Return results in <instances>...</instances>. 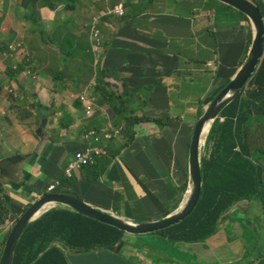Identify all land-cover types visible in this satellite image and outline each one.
I'll use <instances>...</instances> for the list:
<instances>
[{
    "label": "crops",
    "instance_id": "0c3cea01",
    "mask_svg": "<svg viewBox=\"0 0 264 264\" xmlns=\"http://www.w3.org/2000/svg\"><path fill=\"white\" fill-rule=\"evenodd\" d=\"M119 3L125 5L126 16L107 15ZM170 9L187 14L173 15ZM192 11H196V0H0V198L11 207L14 222L26 206L24 196L40 197L64 174L71 157L82 147L87 127L103 128L108 122L125 126L134 122V116L171 119L172 123L162 129L153 122L134 126L130 151L125 133L111 142L108 156L101 158L113 159L107 175L90 181L84 169L76 174L73 187L79 189L75 191L80 190L83 199L97 207L132 221L163 220L182 207L190 167L179 165L172 141L184 130L192 137L195 129L191 124L185 129L182 111L187 113L189 99L208 83L207 72L225 83L236 77L247 59L249 42L248 30L242 40L230 25H218L214 28L216 55L208 28L210 19L203 18L211 12H203L193 20L187 17ZM95 18L102 53L93 51L89 27ZM241 25L246 26L243 17ZM61 49L65 53L62 58ZM103 55L104 67L117 73L115 79L110 80L105 73L98 76ZM207 60L221 63L216 76L206 66ZM25 61H29L28 66ZM195 63L199 67H193ZM15 72L19 76L13 78ZM98 77L105 92L96 86ZM184 80L188 87L168 88ZM131 83L133 89H129ZM112 86L118 91L119 106L135 108L134 112L127 110L121 116L116 113L112 99L107 101L105 97L106 92L113 93ZM128 92L135 94L127 96ZM84 94L95 104L91 117L80 103ZM63 122L68 126H60ZM250 143L264 160L262 142L256 138L253 145L250 137ZM127 188L135 197L131 203L125 202L121 214L112 197L120 190L128 193ZM125 199L129 200L126 195ZM141 205L147 213L135 216L142 213ZM263 207L260 201L240 204L207 246L200 245V255L212 258L211 253L207 255L211 248L217 252L214 259H233L230 253L239 248L243 259L258 262L264 251ZM254 221L261 223L262 229L258 232L252 228L256 244L249 247L250 238L244 231L247 222ZM229 228L234 232L228 233ZM9 230L0 228V252ZM160 239L126 235L124 260L129 264L165 263L162 259L177 251L172 250L175 245L168 248ZM182 251L187 260L192 250L183 247Z\"/></svg>",
    "mask_w": 264,
    "mask_h": 264
},
{
    "label": "trees",
    "instance_id": "16d2710c",
    "mask_svg": "<svg viewBox=\"0 0 264 264\" xmlns=\"http://www.w3.org/2000/svg\"><path fill=\"white\" fill-rule=\"evenodd\" d=\"M252 1L260 7L264 16V0ZM181 5L184 6L183 4ZM223 5L233 9L228 5ZM207 11L210 10L204 5L199 8L198 1L196 0V11H192L187 17L196 20L199 13L202 14ZM243 16L245 20H249L244 14ZM89 31L91 39L95 40V44H97L101 38V32L98 30L99 37H95L94 28L89 27ZM209 33L213 38L212 47L217 55L216 32L210 28ZM253 35L252 30L251 40H253ZM10 49L16 50L13 46H10ZM61 50L64 55V50ZM99 52L100 49L97 53ZM104 59L105 56H101V61L98 65L100 68L98 76L105 73L110 80L115 79L117 73L112 69L104 67ZM199 63H203V61H199ZM28 65L29 61H25V66ZM17 76L19 74L16 72L12 75L13 78ZM100 81L98 77L96 86L105 92L106 88L100 86ZM227 83L228 86L231 82L228 81ZM227 86L219 90L208 101L209 104ZM111 89L113 93L106 92L105 97L107 101H111L112 99L113 106L118 115L121 116L127 110L133 112L136 110L135 108H121L117 101V89L114 86ZM150 89L152 90L151 86ZM150 92L148 97L152 98V93ZM134 94L133 92H128L127 96ZM131 120L134 122L124 126V133L130 140H133L135 136L133 127L139 123L153 122L159 129L172 123L171 119H169L170 121H163L162 119L141 118L137 116H134ZM61 125L64 127L68 126L64 122ZM256 125L264 126V62L245 95L237 98L225 109L221 115V119L215 123L211 131L205 154L202 157L201 165L204 187L197 208L182 223L153 234L161 237V241L165 240L168 248L172 244H194L205 242L214 237L220 231V226L223 223L222 220L225 221L227 218L225 215L243 200L261 201L264 203V167L262 165L264 160L262 159V155H257L254 151L255 147L251 145L249 136L250 129ZM115 126H119V124H115ZM87 129L88 127L84 130V133ZM109 165L108 160L102 159L99 160L97 165L86 167L85 169L89 173L91 171L94 173L93 179H98L102 174L105 175L107 173L106 169ZM58 180L60 181V185L56 187L54 192V194L58 195H63V193L65 195L76 184L75 179L68 180L64 174L59 176ZM188 187L189 183L186 191ZM48 194L46 191L44 196ZM117 194L119 197L122 196V199H124L125 195L129 198V194H124L123 190L118 191ZM133 194L135 197L134 192ZM5 201L3 198H0V228L5 225L6 227L10 226L7 222L9 220L8 217L11 216L12 209ZM30 207L28 205L18 219ZM10 232L5 239L4 247ZM125 237L126 234L116 228L101 224L65 209H57L47 213L25 230L18 243L13 264H129L122 256L125 246L119 254L113 253ZM2 253L3 251L1 250L0 259ZM258 264H264V257L260 259Z\"/></svg>",
    "mask_w": 264,
    "mask_h": 264
},
{
    "label": "water",
    "instance_id": "95a60500",
    "mask_svg": "<svg viewBox=\"0 0 264 264\" xmlns=\"http://www.w3.org/2000/svg\"><path fill=\"white\" fill-rule=\"evenodd\" d=\"M217 1L245 14L250 19L253 28H255L254 47L247 62L240 69L236 77L213 103L208 106L205 115L197 123L191 146L190 184L184 205L167 219L143 223L126 219L72 195H48L35 202L12 228L1 256L0 264H13L18 243L25 230L53 210L65 209L71 211L101 224L116 228L130 236H143L167 230L180 224L194 212L203 193L202 150L206 146L209 134L206 137L204 146H202V139L207 125L212 123L211 130L209 131L211 133L215 123L221 119V115L225 109L245 92V89H247L254 76L258 73L264 60V16L260 7L252 0ZM11 181L14 183V178ZM188 196L190 197L188 198ZM49 205L51 207L41 215L43 209ZM123 247L124 244L121 243L115 248L113 253L119 254Z\"/></svg>",
    "mask_w": 264,
    "mask_h": 264
},
{
    "label": "rangeland",
    "instance_id": "374dc122",
    "mask_svg": "<svg viewBox=\"0 0 264 264\" xmlns=\"http://www.w3.org/2000/svg\"><path fill=\"white\" fill-rule=\"evenodd\" d=\"M197 1H198V7L199 8L203 7V5H204L211 12L210 14L208 13L203 17L206 20L210 19V24H209L208 28H211L214 30V28H216V26H218V25L224 26V25L228 24L233 29L236 30V36H240L241 39L244 40L245 30L242 29V26H241V17L243 16L242 13H240L237 10H233L231 8H228L218 1H214V0H197ZM170 12L173 15L176 14V15L186 16V14H187L185 11L180 12V11L171 10V9H170ZM198 15H200V13ZM169 18H174V17H169ZM248 25H249L248 31H249V35H250V37H249V43H250L253 25L250 21H249ZM60 55L62 58L63 54L60 53ZM242 57H243V52H241V58ZM247 60H248V57H247ZM247 60L244 61V64L247 62ZM52 62L55 63V60L52 59ZM205 64L210 69L212 75H213V72H215V70L220 68V66H221V63L217 62L216 60H207ZM195 66L199 67L196 63L193 67H195ZM72 71H73V67H72ZM207 74H208V80H206V82L208 81V83H204L198 89V91L196 93V97L189 99V108L186 111L187 113H184L182 111L183 120L181 118L179 121L182 120V123L186 124L184 126L185 129H186L187 124L195 125V129H196L197 123L199 121V117L205 115V112L207 110V108L205 109V107L210 106L213 103L212 102L211 104H209L208 101L211 98H213L219 92V90H221L222 88H224L228 84V83H225L226 80L216 81L215 77L211 78V76H209L210 72H207ZM63 78H64V76L62 75V79ZM229 80H231L230 82L233 81V79H229ZM131 84L132 85H130L129 89H131V88L133 89V87L135 86L133 83H131ZM197 85H199V84L197 83ZM180 87L181 88L188 87V81L184 80L182 83H178L177 81H175L172 84H170L168 88H170L171 90H177ZM145 93H146V91L143 92V95ZM141 118H144V117H141ZM98 128L101 129L102 127L98 126ZM195 129H194V132H195ZM194 132H193V134H194ZM249 136L252 137V144L253 145L256 144L255 139L257 138L258 141L262 142V147H264V127L261 128V126L256 125L255 127L250 129ZM117 139H118L117 137H114L112 142L117 140ZM192 139H193V135H192V137L190 134L187 135V130H184L183 132H180V134L178 135V137L175 140L172 141L173 147L176 150L177 155H178L177 160L179 161V165L180 166L183 165V168H185V169H187V168L189 169V167H190L189 161H190V156H191ZM124 141L125 140H123V142ZM132 144H133V141H131L130 139H128L126 141V146L128 148V151L131 150ZM205 147L203 148L202 153L205 152ZM113 148H114L113 146H110L111 150ZM108 162H110V164H111L113 162V159L110 157V160H108ZM262 165L264 167V163H262ZM84 171H85V176L87 177V179L91 181V179H93V177H94V173L92 171H91V173H89L88 171H86V169ZM74 178H75V173H73V179ZM47 189H48V187H46L43 190V194L38 198L24 196L23 200L25 201V204H26V206L24 207V210L27 208L28 205L32 206L35 202H37L39 199H41L42 196H44V194L46 193ZM75 189H79V187H72V190H70L71 193H73L80 200H84L83 199L84 198L83 193L80 190L75 191ZM127 190H128V194H129V200H127V199L123 200L122 196L119 197L118 194H116L114 197H112L115 207L118 208V210L120 211L121 214L123 213V207L122 206L125 204V202L129 201V203H131L134 199V194H133L131 188H127ZM70 191H68L66 194L72 195L70 193ZM157 195L160 196L159 194H157ZM141 210H142L141 214L137 213L134 215L140 216L142 214L147 213V211H145V207L142 205H141ZM260 211L262 213L261 217L264 218V207L262 209H260ZM128 213H131V212L129 211ZM236 216L240 217V214H237ZM8 218H9V220H8L7 224L8 223L13 224L14 220H15L14 216H9ZM254 227L257 228L258 232H260V230L262 229L261 223H255V221H254V224L252 222H247V224L245 226L244 234H245L246 238H250V240L248 241L249 247H252L256 244L254 232L252 230V228H254ZM231 232H234V230H232V228H229L228 233H231ZM149 235H151V234H149ZM149 235H143V236L145 237V236H149ZM151 236L159 237L158 235H151ZM122 243L128 244L127 240H125V239L123 240ZM4 248L5 247H3L2 251L4 250ZM215 248H217V247H215ZM172 250L177 251V254L173 253V254L169 255V253H168L166 255V257L162 259V262H165V263H160V264H246V263L250 262V258L243 259L239 248L230 253V256H232V258L233 257L234 258L233 259H227V260L226 259L224 260L222 257H220L217 260L214 259L215 257H217V252H216V250L211 249V248L207 252V255L209 253H211V255L213 256L212 258L208 259L207 256L202 257L194 249L192 252H190L189 256L187 257L188 261L185 259L184 255H183V251H182L183 250V244L182 243L176 244ZM172 250L170 252H172ZM146 254L149 255L148 252Z\"/></svg>",
    "mask_w": 264,
    "mask_h": 264
},
{
    "label": "built area",
    "instance_id": "2783aa9c",
    "mask_svg": "<svg viewBox=\"0 0 264 264\" xmlns=\"http://www.w3.org/2000/svg\"><path fill=\"white\" fill-rule=\"evenodd\" d=\"M114 14L122 16L124 14V7L122 4L116 6ZM94 36L99 37V31L94 29ZM99 41L95 46V50L99 49ZM12 92V91H11ZM80 101L84 104L86 108L87 115L91 116L94 112V107L89 97L84 94L80 97ZM122 127H116L112 124L98 131L97 129H89L85 132L83 139L84 142L80 150H78L68 162L67 166L64 168V176L66 179L70 180L73 178V173L75 176L77 173L83 170V168L88 166L97 165L101 158L108 156V146L112 142L114 137H119L122 134ZM60 185V181H55L48 188V192L52 193L55 191L56 187Z\"/></svg>",
    "mask_w": 264,
    "mask_h": 264
},
{
    "label": "clouds",
    "instance_id": "9594fccd",
    "mask_svg": "<svg viewBox=\"0 0 264 264\" xmlns=\"http://www.w3.org/2000/svg\"><path fill=\"white\" fill-rule=\"evenodd\" d=\"M221 3V2H220ZM120 4H122V3H119V4H117L116 6H118V5H120ZM123 5V7H124V14L122 15V16H118V15H116V14H114V10H115V8H116V6L115 7H113L111 10H109L108 12H107V15H114L115 17H117V18H123V17H125L126 16V14H127V12H126V8H125V5L124 4H122ZM226 5V4H225ZM234 9V8H233ZM245 15V14H244ZM246 16V15H245ZM247 17V16H246ZM248 18V17H247ZM246 21V26H242V29H244V30H248V23H249V21H250V19L249 20H245ZM248 22V23H247ZM251 22V21H250ZM91 27L92 28H94V29H98L99 30V28H98V20L95 18L93 21H92V23H91ZM252 30H253V41L250 39V43L248 42V47H247V57L249 58V56H250V54H251V51H252V49H253V47H254V37H255V33H254V30H255V28H252ZM100 31V30H99ZM250 37V35L248 34V38ZM97 41V40H96ZM99 43H100V45H99V49H100V52L102 53V39L100 38L99 40ZM93 44H94V46H93V51L95 52V53H97L98 52V50H95V46L97 45V44H95V40H93ZM252 46V47H251ZM249 49H250V52H249ZM247 60V59H246ZM263 62H264V60H263ZM263 62H262V64H263ZM262 64H261V66H262ZM241 66V68L244 66V63L242 64V65H240ZM240 68V69H241ZM240 69H239V71H240ZM218 70H219V68L218 69H216L215 70V72H213V76H216L217 75V73H218ZM258 74V73H257ZM256 74V75H257ZM255 75V76H256ZM255 76H254V78H255ZM253 78V79H254ZM234 79V78H233ZM231 81V80H230ZM253 81V80H252ZM251 81V82H252ZM251 84V83H250ZM250 84L248 85V87H247V89H245V92L242 94V95H245V93H246V91L249 89V86H250ZM90 100V99H89ZM91 101V100H90ZM80 103H81V105L83 106V108L86 110V108H85V106H84V104L80 101ZM91 103L93 104V107L95 108V104L91 101ZM206 108H208V106L206 107ZM94 113V112H93ZM87 114V113H86ZM93 115V114H92ZM91 115V116H92ZM87 116H89V115H87ZM91 116H89V117H91ZM224 120V119H223ZM112 124L111 122H108L107 123V125L108 124ZM113 125V124H112ZM115 126V125H114ZM107 127V126H106ZM106 127H103V128H94V127H90L89 129H97L98 131H101V130H103V129H105ZM116 127H122V129H123V131H122V134H121V136L124 134V125H120L119 124V126H116ZM89 129H87V131L89 130ZM195 133V132H194ZM85 134V133H84ZM210 134L211 133H209V136H210ZM121 136H119V137H117V138H120ZM193 137H194V135H193ZM208 139H209V137H208ZM192 141H193V139H192ZM111 143V142H110ZM109 143V144H110ZM207 143H208V140H207ZM207 143H206V147H207ZM192 144V143H191ZM206 147H205V151H206ZM108 151H109V146H108ZM109 154V153H108ZM203 154H205V152L203 153ZM109 159V158H108ZM99 162V161H98ZM98 164V163H97ZM88 167H91V166H88ZM86 168V167H85ZM85 168H83V170L85 169ZM191 176V175H190ZM75 178H76V176H75ZM74 178V179H75ZM73 179V178H72ZM72 179H70V180H72ZM77 182V181H76ZM189 184H190V179H189ZM188 185V184H187ZM50 186V185H49ZM203 187H204V183H203ZM49 188V187H48ZM186 188H187V186L186 187H184V192H187L186 191ZM188 189H189V187H188ZM47 191V193H49L48 192V189L46 190ZM55 192V191H54ZM54 192H52V193H49L50 195H53L54 194ZM48 194V195H49ZM203 194V193H202ZM47 195V196H48ZM58 195V194H57ZM63 195H64V193H63ZM66 195H69V194H66ZM72 196H74L73 194H72ZM42 197H45V196H42ZM186 197H187V194H186ZM201 199V198H200ZM186 200V199H185ZM243 202H249V203H252L253 201H251V200H243V201H241V202H239L238 204H236L225 216H227V218L225 219V221H227V219H229V216L228 215H233L236 211H238V209H239V206H240V204H242ZM261 202V201H260ZM262 204H264L263 202H261ZM199 204V203H198ZM184 205V203L182 204V206ZM264 206V205H263ZM197 208V207H196ZM195 211V210H194ZM26 212V211H25ZM24 212V213H25ZM23 213V214H24ZM22 214V215H23ZM192 215V214H191ZM190 215V216H191ZM21 218V217H20ZM19 218V219H20ZM18 218L16 219V221L13 223V225L12 226H9L10 227V230L12 231V228L16 225V223L18 222V220H19ZM167 219V218H166ZM164 220V219H163ZM186 220V219H185ZM159 221H161V220H159ZM224 220H222V222L224 223L225 222ZM136 222H141V221H137L136 220ZM149 222H156V221H149ZM143 223H145V222H143ZM182 223V222H181ZM222 223V224H223ZM222 224H221V226H220V229H221V227H222ZM6 227V225L5 226H3V227H1V229L2 228H5ZM8 227V228H9ZM10 230H9V232H10ZM120 231V230H119ZM9 232H8V234H9ZM160 232V231H159ZM11 233V232H10ZM157 233V232H156ZM153 234H155V233H152L151 235H153ZM126 235H128V234H126ZM149 235V234H148ZM217 235V234H216ZM215 235V236H216ZM9 237V236H8ZM135 237H144V236H135ZM211 239V238H210ZM209 240V239H208ZM208 240L207 241H205V242H200V243H194V244H190V243H182L183 244V247H185V249H187V250H194L195 249V251L197 252V253H199L200 254V245L202 244H204V245H206L207 246V243H208ZM124 246H125V244H124ZM118 247V246H117ZM116 247V248H117ZM4 251V250H3ZM185 253V252H184ZM3 254V253H2ZM186 255H187V253H185ZM261 258L262 257H264V251H262L261 252V254L259 255ZM260 258V259H261ZM260 259L258 260V262H256V261H254V262H252V263H246V264H258L259 263V261H260Z\"/></svg>",
    "mask_w": 264,
    "mask_h": 264
},
{
    "label": "bare ground",
    "instance_id": "6f19581e",
    "mask_svg": "<svg viewBox=\"0 0 264 264\" xmlns=\"http://www.w3.org/2000/svg\"><path fill=\"white\" fill-rule=\"evenodd\" d=\"M211 126H212V123H209L208 125H207V128H206V131L204 132V137H203V139H202V146H204L205 145V143H206V137L208 136V134H209V131L211 130ZM190 196H188V198H189ZM51 207V205H49V206H46L44 209H43V211L41 212V215L43 214V213H45L49 208ZM198 237V236H197ZM191 240V239H190ZM94 248V247H93ZM96 249V248H95Z\"/></svg>",
    "mask_w": 264,
    "mask_h": 264
}]
</instances>
